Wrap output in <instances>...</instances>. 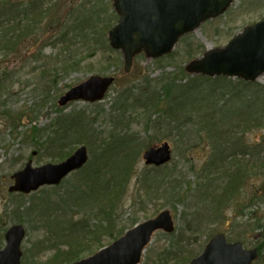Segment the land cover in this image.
Instances as JSON below:
<instances>
[{
    "label": "rangeland",
    "instance_id": "obj_1",
    "mask_svg": "<svg viewBox=\"0 0 264 264\" xmlns=\"http://www.w3.org/2000/svg\"><path fill=\"white\" fill-rule=\"evenodd\" d=\"M65 3L66 7L61 10L62 20L72 12V5L76 9H74L73 15L66 18L67 22L63 23L64 30L62 32H66L68 26L78 24L83 16H90L93 17L97 28H100L98 32L100 35L87 36L85 40L80 37L75 41L77 43H98L99 39L103 42L105 34L106 40H108V33L112 27L105 33L103 32L115 14L112 0H66ZM263 19L264 0H234L225 15L203 24L196 32L184 37L182 43L180 41L175 49V58L152 60L141 55L135 60L133 69L128 74L124 72V58L121 52H110L106 49L101 50L100 47H92L87 55L84 44L76 50L77 59L82 60V64L75 65L71 68L74 70L68 73L60 75L52 73L56 69L62 70L65 63H71V56L67 51H62L63 46L59 45V48H54V45L50 44L60 35V32H56L60 24L55 23L52 27L53 32H47L44 39L45 45H48L45 46L44 54L51 57V62L45 60L36 64L34 73L22 78L21 82L16 84L15 92H11L10 96L5 95L7 107L11 108V111L20 113L23 110L26 116L36 118L32 127L38 131L43 132L48 127L51 130L52 126L57 124L61 113L66 116L72 114L73 111L80 110L87 113L85 115L86 122L91 123L94 129H97L99 138L103 140L108 139L112 132L127 131L130 135L138 136L139 142L142 143L140 150L143 149L141 158L136 162L135 175L131 178L117 207L113 225L118 231L131 226L135 221L140 224L156 217L163 211H170L176 227L173 237L163 232H157L154 235L143 255L141 264H156L160 259L167 263L170 257L165 249L172 241L183 246V253L175 258V262L185 264L188 255L194 257V255L201 254L210 237L217 234L225 235L230 242H242L248 250L260 248V251L258 250L260 257L254 264H264L263 123L256 122L245 126L242 121L238 120L233 122L236 126L228 131V133H233V136L221 135L216 137L215 142L212 143L205 130L197 123L198 121H194L197 116L195 118H190L191 115L187 118V115L184 116L180 121L181 124L186 125L181 131L173 129L171 126L167 127L165 131V111L158 110L157 101L154 99H149L136 108L130 106L125 111L124 121L120 122L121 125L116 123L119 121L112 113L114 109H119L116 102L126 88V91L133 95L130 99L131 103L136 98L144 97L145 94L149 96L152 93H159L160 90L163 91L165 79L161 80V78L165 73L174 72L175 69H178L177 67L185 69L190 60L188 59L189 47L193 49L195 55L193 59H196L203 56L208 50L227 46L233 37L243 32L244 28ZM77 33V31L74 34L71 32V38L77 37ZM44 42L42 41V43ZM93 51L94 53H92ZM10 61L9 69L22 66L21 57H14ZM30 62L32 60L29 59L28 63ZM32 67L34 65L28 69ZM102 69L105 70L101 71ZM45 70L51 73L43 75ZM93 76L115 78L114 84L102 101L93 104L76 101L67 106H60L59 100L62 96ZM186 81L188 80H184L182 84H185ZM28 82L30 83L29 87L26 85ZM258 83L264 85V76L259 79ZM189 99L192 98L186 97L185 101H189ZM224 99L225 107L228 105L229 108L245 112L239 97L232 98L230 96ZM231 99L234 100L230 102ZM228 100L230 101L228 102ZM152 120H159L160 124L155 125ZM148 122L150 123L148 124ZM28 124L29 122L26 121L24 127L21 126L16 130L14 121L10 117L8 118L7 114L0 116V220L3 215L5 216L6 211L10 215L20 207L21 201L23 202V198L19 194L9 193V188L13 185L11 177L16 172L22 170L31 159L33 167L60 163L49 161L51 158L48 157V152L44 151L46 147L37 146L33 142L24 144L22 133L30 129ZM218 127L222 128L219 124L216 128ZM225 129L229 128L225 127ZM165 134H168L166 142L172 146L173 158L161 169L170 178L179 179L181 187L178 190L181 192L179 198L177 195L172 196L173 194L167 197L170 203H166L162 197L163 193L165 196V188H161L159 190L161 192L151 190L152 193H147L144 190L147 187L139 182L140 176L152 168L145 166L142 159L146 145L149 143L151 145L154 143V146L160 145ZM232 140L236 143L233 144ZM92 141L87 145L77 142L72 153L81 146H85L90 162L93 157L90 149L96 150V156L102 150V142ZM213 144H220L221 149L217 148L213 151ZM235 149L236 152H234ZM221 151H223V158ZM215 153H218L220 159L212 164ZM116 173H118L117 170L112 172L113 175ZM64 194V190L60 188L54 196L62 197ZM34 195H39V192L27 195L30 197L26 198L27 206L30 205L29 201L35 197ZM52 200L56 201L57 198L53 197ZM59 204L52 206V208L59 207L56 212L50 214L48 211H41L38 218L34 214L26 216L20 211L23 213L21 216H25L23 226L27 230V237L22 247L24 264H47L48 260L56 254L54 250L48 252L49 248L45 249V247L54 243L49 234L50 230L55 232L63 220L65 222L67 219L71 220V223L75 225L80 222H87V225L98 223L97 220H90L87 214H77L78 210L72 196L65 195V202ZM20 212L18 210L17 214H12L9 218L5 216L3 228L1 227L3 221H0V228L3 229L0 231L1 240L11 226L18 224L15 222L19 219ZM100 241L104 246L112 243H109V238H101ZM4 245L5 240L2 243L0 241V247L3 248ZM60 246L67 248V245L60 244Z\"/></svg>",
    "mask_w": 264,
    "mask_h": 264
},
{
    "label": "trees",
    "instance_id": "obj_2",
    "mask_svg": "<svg viewBox=\"0 0 264 264\" xmlns=\"http://www.w3.org/2000/svg\"><path fill=\"white\" fill-rule=\"evenodd\" d=\"M65 1L66 0H0V116L7 114L8 118L10 117L14 121L16 130L20 129L21 126L24 127V123L28 121L29 124L27 126H29L30 131L27 130L22 133V138L25 140L24 144L33 142L37 146L46 147L44 151L48 152V157L51 158L49 161L51 162L66 160L72 154V149L77 142L86 145L92 140H99V142H102V150L98 153L99 155L96 156V150L93 148L90 149L93 156L92 160L82 170L73 173L71 178L64 180L60 186L41 189L39 195H34L35 197L29 201V206L26 205V198L30 197L19 194V196L23 198L20 207L11 212L10 215L8 211L5 212V216L8 218L12 214H17L18 210L19 212H23L26 216L34 214L38 218V214L41 215V211H48L52 214L59 210V207L52 208V206L61 202L64 203L66 195L74 198L75 207L78 210L77 214H87L90 220L94 219L98 221V223L93 225H87V222H80L75 225L71 223V220L67 219V222L63 220L59 223L58 228H55V232L50 230L49 234L52 236V242L55 244L52 243L45 247V249L49 248V250H47L48 252L54 250L56 254L48 260L47 264H72L82 260L105 247L100 241L101 238H109V243H111L138 223V221H135L131 226L125 229L122 228L118 231L113 225L116 219L115 213L117 207L129 186L131 178L135 175L134 167L138 159L141 158V151L143 150H140L142 143L139 142L138 136L130 135L127 131L120 133L112 132L108 139L103 140L99 138L96 131L97 129H94L91 123L86 122L85 115H87V113L80 110L73 111L72 114L66 116L62 115L59 111L61 116L57 124H54L51 130L48 127V129L46 128L42 132L32 127L36 118L26 116L23 110L19 113L14 110L11 111V108L7 107L6 96H10L11 92H15V88L17 87L16 84H19L22 78L33 74L37 66L36 64L45 60L51 62V57H47L44 54L48 46L45 45L44 39L47 36V32H53L54 29H52V27L55 23H58L57 25L60 24L56 29V32H60V35L50 44H53L54 48H59V45L63 46L62 51H67L71 56V63H65L63 69H56L52 72L54 74L60 75L68 73L74 70L71 68L75 67V65L82 64V60L77 59L78 56L76 53V50H78V47L82 44L86 46L87 55L89 49L91 50L92 47H100L101 50L106 49L107 51L114 52L109 47L106 34L103 42L99 39L97 40L98 43H77L75 41V39H79L80 37L85 40L87 36L94 37L100 35L98 33L100 28H97L93 17L83 16L78 24L70 27L68 26L66 32H62L64 30L63 23L67 20L66 18L73 15L75 12L74 9H76V7L72 5V12L68 13L62 20L61 10L66 7L64 5L66 4ZM113 16V19L110 24L105 27L103 33L113 27L117 22L116 14ZM76 31L78 32V36L71 38L70 33L73 32L74 34ZM42 41L44 43H42ZM182 41L183 39L181 43ZM92 53H94V51ZM175 56L176 52L163 59H173ZM14 57H21L22 66L9 69L10 60ZM193 58H195L193 49L189 47L188 59L191 61ZM29 59L32 60V62L28 63ZM32 65H34V67L28 69ZM177 68L178 69H175L174 72L165 73L164 77L161 78V80L165 79V84L163 85V91L160 90L159 93H152L149 96L145 94L144 97L136 98L134 102L131 103L130 99L133 95L126 91L127 88L124 89L116 102L119 109H114L112 112L115 114L116 120L119 121L116 123L120 124V122L124 121L125 111L128 110L130 106L136 108L141 106L143 102L154 99L157 101L158 110L165 111V131L169 126L181 131L186 125L181 124L180 121L183 120L184 116L187 115L186 118L189 115H191L190 118H195L197 116V118H195L196 120H191L198 121L197 123L205 130L208 139L212 140V143L215 142L214 140L216 137L218 138L221 135L227 136L228 134V136H233V133H228V131L231 130L230 128L236 126L233 122L238 120L239 122L242 121L245 126L256 122L264 124V85L259 83H245L239 80L234 81L225 77L215 79L201 76L191 77L185 72L184 68ZM103 70L105 69L101 71ZM49 73L51 72L45 70L42 74L46 75ZM184 80L188 81L182 84ZM29 84L28 82L26 85L29 87ZM230 96H232V98H240L245 109L244 113L240 110L232 109V107L229 108L228 105L225 107V101H223V99L225 97L229 98ZM186 97L192 99L185 101ZM233 100L234 99H231V101L228 100V102H232ZM163 103H165V105H163ZM222 109L223 111H220ZM152 122L155 125L160 124L159 120H152ZM149 123L150 122H148V124ZM218 124L221 125L222 128H216ZM238 125H241V123H238ZM225 127L229 129L226 130ZM171 131L172 129L170 132ZM17 134L20 135V133ZM44 135L45 137H43ZM95 135L97 136L95 137ZM167 135L165 134L163 142L167 140ZM231 142L233 144L236 143V141L233 140ZM153 146L154 143L152 145L149 143L146 145L145 149L147 150ZM213 146V151L217 148L221 149L220 144H213ZM238 150L243 151L242 149ZM234 152H236V149ZM221 154L223 158V151H221ZM219 159L220 156L218 153H215L214 162L212 164ZM115 170H117L118 173L113 175L112 172ZM139 182L141 185L147 187V189H144L147 193H152L151 190H158L157 192H161L159 190L165 188V196L163 193L162 197L165 199L166 203H170L167 197L171 194H173L172 196L177 195L178 198L181 196V192L178 191L181 188L179 179L170 178L161 168H151L148 172L143 173L139 178ZM60 188L64 190L65 194L62 197L54 196ZM53 197H56L57 200H52ZM59 206L61 207L60 204ZM21 212L19 213V219L16 220L15 223H24L25 216H21L23 214ZM5 216L3 215L0 221H3ZM4 225L5 221H3L1 227L3 228ZM1 230L3 231V229L0 228V231ZM4 235L2 236L3 240ZM173 236L174 234L170 235V237ZM214 236L215 235L211 236L210 239ZM3 240L0 239L1 243ZM60 244L67 245V248L59 247ZM1 248L2 247H0V249ZM62 250L66 251L61 252ZM165 251L168 253L170 260L165 263L160 259L156 264H177L175 258L183 253V246L172 241ZM197 256L198 254L194 255V257L188 255L186 257L187 263L185 264H190Z\"/></svg>",
    "mask_w": 264,
    "mask_h": 264
},
{
    "label": "water",
    "instance_id": "obj_3",
    "mask_svg": "<svg viewBox=\"0 0 264 264\" xmlns=\"http://www.w3.org/2000/svg\"><path fill=\"white\" fill-rule=\"evenodd\" d=\"M119 16L118 24L109 32L110 46L124 57V72L130 73L135 58L144 54L156 60L170 55L179 40L196 32L202 24L223 15L234 0H112ZM193 76L228 77L254 83L264 75V20L247 27L227 46L208 50L186 65ZM112 77L93 76L74 87L59 100L60 106L76 101L100 102L114 83ZM143 159L147 166L161 167L172 160L169 143L147 150ZM89 161L85 146L76 150L66 161L33 167L32 161L12 176L11 193L25 195L46 186H58L73 172ZM173 233L175 224L169 211L148 220L102 249L90 258L75 264H140L143 252L155 232ZM26 230L22 225L11 227L5 248L0 250V264H22V243ZM257 250L247 251L242 243H228L218 235L207 245L203 254L191 264H252Z\"/></svg>",
    "mask_w": 264,
    "mask_h": 264
}]
</instances>
